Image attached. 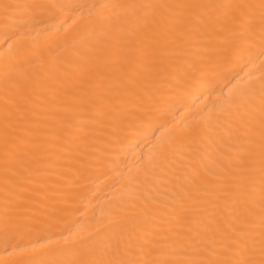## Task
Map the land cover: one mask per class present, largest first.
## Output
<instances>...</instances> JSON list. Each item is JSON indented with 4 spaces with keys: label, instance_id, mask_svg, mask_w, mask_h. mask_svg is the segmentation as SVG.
<instances>
[{
    "label": "snow or ice",
    "instance_id": "obj_1",
    "mask_svg": "<svg viewBox=\"0 0 264 264\" xmlns=\"http://www.w3.org/2000/svg\"><path fill=\"white\" fill-rule=\"evenodd\" d=\"M77 7L0 3L5 19L10 11L37 20L44 11ZM109 7L118 11L101 18L98 32L86 26V37L67 36L22 67L0 68L2 250L29 252L21 264H264V64L258 88L221 91L200 127L177 130L137 157L135 173L125 174L127 198L107 223L66 236L57 248L25 240L51 219L34 198L46 193L29 185L44 189L50 174L63 180L69 171L79 179L165 103H179L191 89L214 92L212 81L233 56L257 42L264 56V0H126ZM81 111L89 114L83 123ZM225 139L231 151L215 156L201 178L199 162ZM158 173L177 177L170 202L139 191L141 176Z\"/></svg>",
    "mask_w": 264,
    "mask_h": 264
},
{
    "label": "bare ground",
    "instance_id": "obj_2",
    "mask_svg": "<svg viewBox=\"0 0 264 264\" xmlns=\"http://www.w3.org/2000/svg\"><path fill=\"white\" fill-rule=\"evenodd\" d=\"M16 2V0H0V3ZM30 2V0H19ZM46 3L80 5L74 10H49L41 12L37 20L23 12L10 11L8 18L0 11V68L8 65L22 67L33 53L43 51L50 45L58 48L63 45L67 36L86 37L88 31H99L104 27L102 17L113 16L118 9L109 7L126 2V0H43ZM94 6V7H91ZM91 14V15H90ZM89 21L93 23L89 25ZM193 59L198 53L193 52ZM264 56L260 55L257 45L233 56L226 65L221 78L212 81L215 91L201 94L191 89L179 103L167 102L162 111L153 115L142 127L122 134L118 143L101 157L99 163H91L87 171L75 179L69 171L63 180L50 174L47 187L44 189L29 185L36 192L46 196L34 195L43 208L42 213L51 216L50 226L25 236V240H40L50 248H57L64 237L74 234L93 232L101 224L107 223L110 216L127 198L126 173H135L139 163L137 157L148 154L153 145L166 144L174 138L177 130L190 128L195 130L202 124L201 117L214 108V102L221 91L228 95L247 90L250 86L259 87L262 75ZM251 74V75H250ZM230 82V83H229ZM218 107V104H215ZM63 116V113H59ZM88 113L79 112L81 122L88 119ZM66 122H73L66 117ZM231 142L225 139L219 143L216 151L199 162L201 178H207V170L212 168V161L219 153H229ZM50 173L55 169H50ZM2 179V176H0ZM177 177L172 174L141 176L139 191L154 201L170 202L175 196ZM57 185H61L58 189ZM0 185V193H2ZM2 199V195H0ZM29 252L6 253L0 245V264H21L29 257Z\"/></svg>",
    "mask_w": 264,
    "mask_h": 264
}]
</instances>
